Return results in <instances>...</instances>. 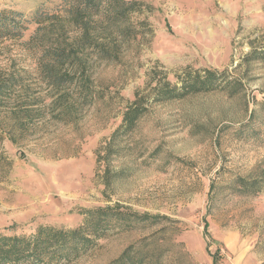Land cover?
Returning <instances> with one entry per match:
<instances>
[{"label": "rangeland", "instance_id": "1", "mask_svg": "<svg viewBox=\"0 0 264 264\" xmlns=\"http://www.w3.org/2000/svg\"><path fill=\"white\" fill-rule=\"evenodd\" d=\"M144 1L153 9L140 18L153 32L134 40L120 62L94 64L91 75L108 89L106 97L78 106L72 118L53 114V95L22 44L36 24L1 44L0 66L20 73L23 83L0 108V228L72 227L80 208L122 203L178 221L171 237L179 245L162 264H214L215 253L218 264H264V190L242 195L229 188L236 176L258 170L264 177V61H245L264 46V0ZM62 2L0 0V10L30 19ZM199 69L225 71L241 84L146 102L148 113L122 141L130 151L110 163L112 172H124L106 186L96 153L127 102L137 92L148 100L156 84L180 83L183 71ZM21 99L33 117L26 129L14 113ZM159 227L107 236L71 264H106Z\"/></svg>", "mask_w": 264, "mask_h": 264}, {"label": "trees", "instance_id": "2", "mask_svg": "<svg viewBox=\"0 0 264 264\" xmlns=\"http://www.w3.org/2000/svg\"><path fill=\"white\" fill-rule=\"evenodd\" d=\"M152 9L144 0H63L57 11L37 10L30 19L20 11L2 9L0 55L1 44L22 38L27 24L34 22L35 30L22 44L35 57L38 76L53 95L50 104L53 114L57 118H72L78 106L93 105L106 97L108 89L97 84L91 68L100 61L120 62L134 40L152 33L148 20L140 18ZM248 60L264 61V46L248 53L245 61ZM179 81L172 84L166 79L156 84L148 100L137 92L134 100L124 106L118 127L96 153L98 165L104 164L103 183L106 186L112 177L124 172L123 169L112 172L110 163L130 151L122 141L134 133L138 121L148 113L146 102L183 99L199 92L231 89L241 84L227 72L211 69L185 70ZM22 83L20 73L17 75L0 66V108L10 104L16 88ZM17 103L16 123L26 129L27 118H33L29 115V103L26 99ZM257 171L249 176H236L229 188L242 195L260 193L264 190V177L255 175ZM79 211L82 219L72 227L39 223L29 230L15 224L0 228V264H71L107 236L154 226L160 227L128 245L106 264H162L169 247L179 245L171 237L178 221L164 214L135 210L122 203L80 208ZM207 226L206 222L205 231ZM213 261L218 264L217 253L213 254Z\"/></svg>", "mask_w": 264, "mask_h": 264}]
</instances>
